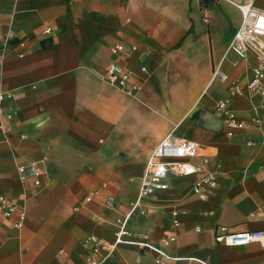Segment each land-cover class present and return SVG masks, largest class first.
<instances>
[{
	"label": "crops",
	"instance_id": "0c3cea01",
	"mask_svg": "<svg viewBox=\"0 0 264 264\" xmlns=\"http://www.w3.org/2000/svg\"><path fill=\"white\" fill-rule=\"evenodd\" d=\"M245 2L264 10V0H0V264H86L94 245L83 240L113 241L169 132L199 146L191 161L216 186L199 198L201 173L168 176L131 230L167 264H264L258 241H214L219 226L264 229V96L247 87L251 59L227 50L241 20L235 3ZM219 4L232 17L224 30ZM111 61L127 72L124 87L104 78ZM219 100L245 123L231 135ZM30 163L37 184L19 175ZM157 257L123 243L100 264Z\"/></svg>",
	"mask_w": 264,
	"mask_h": 264
},
{
	"label": "built area",
	"instance_id": "2783aa9c",
	"mask_svg": "<svg viewBox=\"0 0 264 264\" xmlns=\"http://www.w3.org/2000/svg\"><path fill=\"white\" fill-rule=\"evenodd\" d=\"M241 14V20L231 41L228 44V51L234 52L240 58L251 59L253 65V74L247 83V87L251 95L264 96V10L256 7L251 2L235 3ZM121 48L115 46L113 53ZM222 80L226 76L217 71ZM104 78L113 85L124 87L126 85L128 74L124 71L121 64L111 61L105 68ZM231 94L239 93L240 87L237 83L229 86ZM2 95H0V100ZM215 108L224 114V122L227 127L226 133L231 135L234 130L244 126V121L238 119L234 112L227 107L226 100H219L215 104ZM2 108L0 107V114ZM7 117H11L8 113ZM199 146L193 141L175 135L173 132L167 133L159 144L154 148L147 158L145 170L140 178L138 193L130 207L116 221L114 239L107 244L95 235H88L83 240V244L93 243L92 254L87 257L86 264H100L102 260L107 258L118 244H132L144 246L157 253L155 259L157 264H167L166 259L171 257L160 247L149 243L146 238L139 239L138 234L131 230L129 222L134 214L139 211L144 214L145 210L140 209L142 201L153 196L157 191L164 190L168 187L166 179L168 176H184L201 173L200 178L193 184L192 193L199 198H206L209 190L216 186V177L209 172H201L200 167L191 161L197 155ZM18 172L22 180L31 176L34 183H38L40 171L34 163L20 165ZM89 196L86 197V201ZM106 204L113 206L114 197L109 196ZM75 209H78L76 206ZM24 214L18 216L15 223L21 226ZM173 238H165L164 243L167 244ZM214 241L217 243H225L230 245H245L258 241L264 245V229L231 231L226 226H219L214 232ZM101 248L105 249L100 257L95 255ZM178 259V258H175Z\"/></svg>",
	"mask_w": 264,
	"mask_h": 264
},
{
	"label": "rangeland",
	"instance_id": "374dc122",
	"mask_svg": "<svg viewBox=\"0 0 264 264\" xmlns=\"http://www.w3.org/2000/svg\"><path fill=\"white\" fill-rule=\"evenodd\" d=\"M218 6H219L218 12H219V14H221L224 17V21L226 22L225 24L220 22L221 23V30H224V29H226V27H228V22H230L232 17H231V13H230L229 9L225 5L219 4ZM222 36H223L222 39L224 41L225 37L227 36V33L223 32Z\"/></svg>",
	"mask_w": 264,
	"mask_h": 264
}]
</instances>
